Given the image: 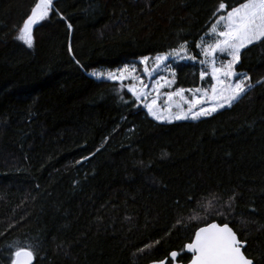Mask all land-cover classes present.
I'll return each instance as SVG.
<instances>
[{
  "label": "trees",
  "instance_id": "1",
  "mask_svg": "<svg viewBox=\"0 0 264 264\" xmlns=\"http://www.w3.org/2000/svg\"><path fill=\"white\" fill-rule=\"evenodd\" d=\"M54 2L28 48L16 37L36 0H0V264L20 241L36 245L33 264L170 263L172 251L188 263L185 246L212 222L264 264V42L241 52L236 70L255 86L232 107L160 122L88 73L185 42L198 57L220 0ZM174 68L176 89L203 85L197 63Z\"/></svg>",
  "mask_w": 264,
  "mask_h": 264
},
{
  "label": "snow or ice",
  "instance_id": "2",
  "mask_svg": "<svg viewBox=\"0 0 264 264\" xmlns=\"http://www.w3.org/2000/svg\"><path fill=\"white\" fill-rule=\"evenodd\" d=\"M53 13L59 15V9L54 0H36L16 38L28 48H32L34 27L48 20ZM213 15L214 21L210 23L208 30L196 45L200 49V55L204 57L199 63L207 69V71L204 68L201 69L200 79L204 80L207 76H211L212 82L207 88L184 89L181 87L164 93V102L163 104L160 102V89L171 88L175 84L176 72L172 68V62L196 60V57L189 54L187 42L168 53L157 54L154 58L144 56L140 59V64L144 66V76L152 79L154 74L157 75L151 87L145 83L142 76L136 75L134 65L124 66L115 71H91L88 75L96 80L115 82L120 90L126 87L127 92L131 93L136 101L143 102V107L147 109L148 114L161 122L199 120L201 117L211 116L220 109L230 108L234 102L240 100L255 86L251 83L250 76L236 71V65L240 63L243 49L264 42V0H240L238 5L232 6H229L225 0H220ZM67 27L71 29L72 26L68 24ZM205 37L208 39L205 40ZM68 50L71 53V46ZM72 58L79 65V60H76L75 56ZM150 60L153 61L151 68L149 67ZM161 68L167 71L169 76L159 75L157 70ZM125 81H130V83L125 85ZM256 83L264 82L257 81ZM186 91L191 94L190 97L185 96ZM175 98H179V101L174 102ZM121 99L123 100L122 96ZM184 105H187L186 109ZM173 108L178 111L173 112ZM209 196L211 199L202 198L207 201L205 210L215 206L213 201L219 199L216 193H210ZM235 198V194L230 195L219 207L230 212ZM188 199L192 200V197L189 196ZM181 223H184L182 218L177 220V224ZM185 247L187 252L193 254L191 264H253V260L245 254V242L238 238L237 233L227 223L223 226L210 223L205 227H200L194 233L193 242ZM35 250L34 243L13 242L8 246L7 264H33ZM140 251L143 252L144 249ZM178 255L180 253L177 251L170 252L171 261L176 262ZM158 264H169V261L161 260Z\"/></svg>",
  "mask_w": 264,
  "mask_h": 264
},
{
  "label": "rangeland",
  "instance_id": "3",
  "mask_svg": "<svg viewBox=\"0 0 264 264\" xmlns=\"http://www.w3.org/2000/svg\"><path fill=\"white\" fill-rule=\"evenodd\" d=\"M35 28V27H34ZM34 30V29H33ZM208 38L207 37H205V40H207ZM188 48V47H187ZM188 50H189V48H188ZM244 50V49H243ZM242 50V51H243ZM198 53H199V56L198 57H196V60L195 61H189V60H177V61H174V62H172V68L175 70V68H174V64L175 63H178V62H192V63H197L200 67H201V69L202 68H204V70H206L207 71V69L205 68V66H203V65H201L200 63H199V61L200 60H202V59H204V57H202L201 55H200V49L198 48ZM164 54V53H163ZM189 54L190 55H192V56H194L191 52H190V50H189ZM155 57V56H154ZM153 57V58H154ZM152 64H153V61L152 60H150L149 61V67L151 68L152 67ZM135 66V68H136V75H140V76H142V78L144 79V81H145V83L146 84H148L150 87L155 83V80H156V78H157V75L156 74H154L153 75V78L152 79H148L146 76H144L143 75V65L142 64H140V59H138V60H136L135 62H131V63H129V64H127V65H124V66H129V67H131V66ZM124 66H122V67H119V68H116V69H109V68H99V69H96V70H93V71H109V70H111V71H115V70H117V69H120V68H123ZM237 66V65H236ZM237 71V70H236ZM176 72V71H175ZM238 72V71H237ZM157 73L159 74V75H164V76H169V73L167 72V71H165L163 68H161V69H158L157 70ZM238 73H241V72H238ZM243 74H246V73H243ZM204 82H203V85H201L200 87L201 88H207V87H209V85H210V83L212 82L211 81V76L209 75V76H207L204 80H203ZM175 82H176V76H175ZM130 83V81H125V85H127V84H129ZM175 84H173L172 86H171V88H162V89H160V92H161V104H163V102H164V99H165V96H164V93H168V92H171V91H174V90H176V88H175V86H174ZM124 89H126L127 90V88L125 87ZM185 96L186 97H190L191 96V94L189 93V92H185ZM151 99V96L149 97V100ZM179 101V98H175V101L174 102H178ZM142 106H143V102H139ZM184 107H185V109L187 108V105H184ZM147 110V109H146ZM176 111H178V109H176V108H173V112H176ZM151 116V115H150ZM152 117V116H151ZM202 118V117H201ZM188 120H192V119H188ZM173 121H178V120H173ZM172 121V122H173ZM161 122V121H160ZM164 122H166V121H164Z\"/></svg>",
  "mask_w": 264,
  "mask_h": 264
},
{
  "label": "water",
  "instance_id": "4",
  "mask_svg": "<svg viewBox=\"0 0 264 264\" xmlns=\"http://www.w3.org/2000/svg\"><path fill=\"white\" fill-rule=\"evenodd\" d=\"M212 223H217V224H219V225H221V226H223V224H220V223H218V222H212ZM208 225V224H207ZM207 225H205V226H207ZM229 225V224H228ZM205 226H202V227H205ZM229 227H231L230 225H229ZM232 228V227H231ZM233 229V228H232ZM234 230V229H233ZM197 231H198V229H197ZM235 231V230H234ZM238 235V234H237ZM238 238H239V236H238ZM240 239V238H239ZM193 240H194V237H193V239H192V241L191 242H193ZM246 246V245H245ZM186 252H187V250H186ZM189 255H193L192 253H189V252H187ZM178 257H179V255H178ZM178 257H177V261L176 262H172L171 261V258H170V263L169 264H191V260L188 262V263H183V262H179L178 261ZM164 260H166V259H164ZM168 260V259H167ZM35 262V259L33 260V263ZM158 262L159 261H153V262H150V263H147V264H158ZM253 264H254V261H253Z\"/></svg>",
  "mask_w": 264,
  "mask_h": 264
}]
</instances>
